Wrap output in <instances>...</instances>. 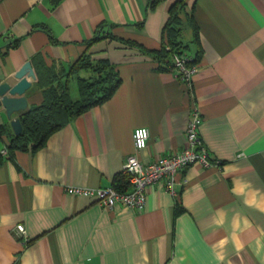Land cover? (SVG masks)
<instances>
[{"label": "crops", "instance_id": "crops-1", "mask_svg": "<svg viewBox=\"0 0 264 264\" xmlns=\"http://www.w3.org/2000/svg\"><path fill=\"white\" fill-rule=\"evenodd\" d=\"M175 1L0 0V83H16L40 52L68 67L102 25L116 38L90 51L122 78L35 152H8L10 135L0 134V264H264V0H185L199 38L186 23L183 39L202 51L191 84L123 40L160 47ZM31 71L28 108L43 100ZM194 103L212 164L180 170L177 195L158 181L136 209L68 192L114 185L130 154L147 163L181 151ZM2 124L14 133L0 109ZM141 126L150 136L137 150Z\"/></svg>", "mask_w": 264, "mask_h": 264}, {"label": "trees", "instance_id": "trees-1", "mask_svg": "<svg viewBox=\"0 0 264 264\" xmlns=\"http://www.w3.org/2000/svg\"><path fill=\"white\" fill-rule=\"evenodd\" d=\"M60 0H53L58 4ZM155 5L158 0H150ZM185 0L175 1L170 8L169 18L164 26L160 47L149 49L134 39H123L134 46H138L144 53L153 57L159 69L173 68L172 56L175 53L191 55V64H198L202 51L192 53L190 43L183 39V30L186 23L194 30V41L198 39V30L193 12H186ZM116 36L104 30L103 25L90 38L87 49L68 67L49 65L40 52L33 56L34 71L37 75V86L43 93V100L39 104L30 106L20 115L23 132L15 135L7 127L0 125V134L8 133L10 142L8 152L16 149L37 151L43 147L50 136L60 130L69 121L87 109L108 100L120 85L122 78L115 63L107 57L94 58L90 47L103 39H113ZM12 45H16L13 43ZM88 75H81V71ZM77 81V95L72 93V81ZM114 186L120 190L129 187L127 174L115 176ZM182 206H177L181 211Z\"/></svg>", "mask_w": 264, "mask_h": 264}, {"label": "built area", "instance_id": "built-area-1", "mask_svg": "<svg viewBox=\"0 0 264 264\" xmlns=\"http://www.w3.org/2000/svg\"><path fill=\"white\" fill-rule=\"evenodd\" d=\"M191 55L175 53L172 56L173 69L177 76L191 84L192 73L197 70V64H191ZM202 113L194 103L186 125V143L181 151L172 155H161L150 162H143L139 156L130 154L124 164V172L128 176L129 187L126 190L117 189L114 185L109 187H67L68 192L94 197L104 207L113 208L116 203L142 209L147 201L149 187L158 181H164L167 191L177 195V173L188 165L199 162L204 166L212 164V156L206 146L201 133ZM146 130V136L139 133ZM150 131L148 127L141 126L134 130L133 138L137 150L145 148L148 144ZM143 145V146H141ZM16 234L25 233L23 223L16 225Z\"/></svg>", "mask_w": 264, "mask_h": 264}, {"label": "water", "instance_id": "water-1", "mask_svg": "<svg viewBox=\"0 0 264 264\" xmlns=\"http://www.w3.org/2000/svg\"><path fill=\"white\" fill-rule=\"evenodd\" d=\"M32 70V71H31ZM31 74L35 75L31 61L21 67L15 76L18 81L12 84L9 81L0 83V109H2L10 120L15 135H20L23 132V125L20 115L14 116L17 112H24L28 109L29 102L25 92L32 85Z\"/></svg>", "mask_w": 264, "mask_h": 264}, {"label": "rangeland", "instance_id": "rangeland-1", "mask_svg": "<svg viewBox=\"0 0 264 264\" xmlns=\"http://www.w3.org/2000/svg\"><path fill=\"white\" fill-rule=\"evenodd\" d=\"M81 75L85 76L87 75V71H81L80 73ZM77 81L74 79V81H72V93L76 96L77 95Z\"/></svg>", "mask_w": 264, "mask_h": 264}, {"label": "clouds", "instance_id": "clouds-1", "mask_svg": "<svg viewBox=\"0 0 264 264\" xmlns=\"http://www.w3.org/2000/svg\"><path fill=\"white\" fill-rule=\"evenodd\" d=\"M141 136H146V130H144V131H141L140 133H139ZM141 146H143V145H141Z\"/></svg>", "mask_w": 264, "mask_h": 264}, {"label": "snow or ice", "instance_id": "snow-or-ice-1", "mask_svg": "<svg viewBox=\"0 0 264 264\" xmlns=\"http://www.w3.org/2000/svg\"><path fill=\"white\" fill-rule=\"evenodd\" d=\"M140 135V134H139Z\"/></svg>", "mask_w": 264, "mask_h": 264}]
</instances>
